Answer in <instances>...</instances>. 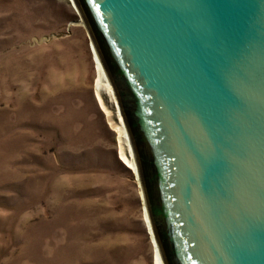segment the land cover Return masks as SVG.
I'll return each mask as SVG.
<instances>
[{
  "label": "water",
  "instance_id": "1",
  "mask_svg": "<svg viewBox=\"0 0 264 264\" xmlns=\"http://www.w3.org/2000/svg\"><path fill=\"white\" fill-rule=\"evenodd\" d=\"M73 5L116 92L164 264H264V0Z\"/></svg>",
  "mask_w": 264,
  "mask_h": 264
},
{
  "label": "rangeland",
  "instance_id": "2",
  "mask_svg": "<svg viewBox=\"0 0 264 264\" xmlns=\"http://www.w3.org/2000/svg\"><path fill=\"white\" fill-rule=\"evenodd\" d=\"M80 21L69 0H0V264H155Z\"/></svg>",
  "mask_w": 264,
  "mask_h": 264
},
{
  "label": "bare ground",
  "instance_id": "3",
  "mask_svg": "<svg viewBox=\"0 0 264 264\" xmlns=\"http://www.w3.org/2000/svg\"><path fill=\"white\" fill-rule=\"evenodd\" d=\"M69 1L73 4V0H69ZM81 22H82V19H81L80 23ZM82 24H83V22H82ZM91 49H92V53H93V56H94V60H95L96 68H97V72H98V76H97L96 83H95L96 96H97L99 101H102L101 100L102 98L100 99V95L101 94L99 95L98 90L103 89L104 91H106L111 96V98L114 99V101L116 102L117 107L119 109L120 106H119V104L117 102L116 92L113 89V86H112V83L110 81V78L107 75L105 69L103 68V66H102V64H101V62L99 60V57L97 56V53H96V51H95V49H94V47L92 45V43H91ZM119 110L121 111V108ZM119 118H120V123H121V126L119 128V132L121 130V132H122L121 135L124 137L126 145L128 147V149H127L128 150V156L124 155L121 146H120V149H119L120 155H121V158L126 162V164L133 170V172L135 173V175H136V177H137V179L139 180V183H140V177L138 175L139 174L138 167H137V164H136V155H135L132 143H131L130 136H129L128 132H127V128H126V125H125V120H124L123 115L121 113L119 115ZM140 185H141V183H140ZM142 198H143V196H142ZM144 212H145V221H146V223L148 225L149 232L151 233V236H152V242H153L154 252H155V264H164L163 259H162L161 255H160V252H159V248H158L157 242L155 240L152 223H151V220L149 219V215L147 213L146 206H145V211Z\"/></svg>",
  "mask_w": 264,
  "mask_h": 264
}]
</instances>
